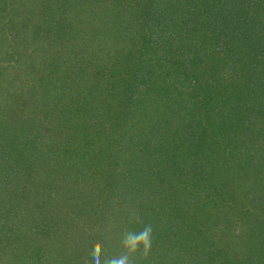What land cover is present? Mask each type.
Segmentation results:
<instances>
[{
    "label": "rangeland",
    "instance_id": "374dc122",
    "mask_svg": "<svg viewBox=\"0 0 264 264\" xmlns=\"http://www.w3.org/2000/svg\"><path fill=\"white\" fill-rule=\"evenodd\" d=\"M20 1L0 0L4 7L0 12V56L11 59L17 80L19 73L22 80L12 83L18 87L5 95L7 100L0 103V109L13 100V108L2 113L3 119L25 127L26 136L39 126L40 153L51 158L43 167L36 164L29 175H12V185L0 183L3 190L12 191L23 183L30 189L31 197L26 200L30 211L24 214L39 224L42 232H32L19 243L28 241L42 249L50 264H164L175 258L187 264L195 257L192 251L204 233L213 235L211 242L220 247V258L242 259L249 247L258 254L254 264H264V191L260 188L264 186V164L261 168L258 156L264 140V114L260 115L264 98L253 96L247 114L236 118L247 105L233 95L244 79L228 67L234 57L243 59V69L255 67L260 71L258 79H264V0H34L17 17L12 14L13 3ZM200 1L205 3L200 6ZM190 4L193 10L187 12ZM197 5L201 8L196 9ZM238 6L243 9L241 17H230L225 11L238 14ZM48 7V16L57 19L58 15L57 21H62L63 35L43 30L32 35V28L25 26L33 22L29 16L37 17ZM181 8L186 11L184 21L177 14ZM223 18L232 19L228 33ZM128 24L133 37L123 39ZM102 28L109 30H104L107 41H120V53L127 54L128 44L132 45L134 55H139L136 61L128 58L134 73H139L141 60H146L144 66L155 70V88L170 79V88L186 93L178 92L179 99L172 94L171 99L151 97L153 94L144 98L140 94L146 89L132 81L133 74L122 72L123 77L131 78L125 80L127 85L132 81L130 87H136L132 91V105L138 109L135 115L122 103L109 109L103 97L99 102L94 95L87 99L93 108L89 117L73 116L63 128L44 135L55 121L46 113L50 101L58 97L60 105L68 103L77 95L69 96L63 86L76 92L87 81L75 76L77 66L94 58L91 49L96 58L101 54L89 32ZM26 30L32 41L17 46V34ZM219 32L231 41L225 70L213 74L209 69L198 71L185 81L170 63L171 57L183 56L181 47L189 38L196 48L199 40L212 52L214 43L209 40L208 44L206 36ZM148 36L152 38L150 47L139 52L134 41ZM82 49L87 52L85 58L79 54ZM220 55L222 52L216 57ZM101 58L91 66L102 62ZM200 76L207 86L199 82L193 88H182L189 81L197 84L194 79ZM4 77L9 79L2 73L0 80ZM54 89H64L65 96L52 95ZM196 89L205 94L198 106L186 102ZM48 92L49 96H43ZM248 163L259 173L258 186L243 187L245 177H251L247 175L251 172ZM41 170L48 176H38ZM19 215L21 210L15 216L16 224Z\"/></svg>",
    "mask_w": 264,
    "mask_h": 264
},
{
    "label": "trees",
    "instance_id": "16d2710c",
    "mask_svg": "<svg viewBox=\"0 0 264 264\" xmlns=\"http://www.w3.org/2000/svg\"><path fill=\"white\" fill-rule=\"evenodd\" d=\"M192 3H194L193 0H191ZM203 1V0H202ZM208 1H217V0H208ZM262 1V0H261ZM34 2V0H21L20 2L13 3V10L12 14L15 13L17 17L25 13L30 5ZM236 1L233 2V4ZM203 4L205 2H199L197 3L198 5ZM191 5V6H190ZM186 9L187 12H189L190 9L193 10L194 5L190 4ZM197 5V8H201ZM201 6V5H200ZM233 6V5H232ZM6 9V8H5ZM50 7L46 8L45 13L40 12V15H30L29 18L32 19V23H29L25 25L27 28H32V35H39L42 30L47 31V33H52L57 36L63 35V26L61 24V20L59 22L57 19H59L57 15L56 18L51 19L48 15L50 12ZM181 8L180 12L177 13L179 14V18L184 21L186 17V11L182 10ZM240 11L238 14L231 12H228L227 10L226 13L228 15H236V17H241L243 9L240 8L239 6L237 7ZM4 10L3 5L0 2V12ZM189 15H187L188 17ZM231 17V16H230ZM246 17V16H243ZM36 18V19H35ZM133 19V18H132ZM239 19V18H237ZM181 21V22H182ZM222 21L224 22L225 29L227 33L231 31V25L229 23H232V19L227 18V20L223 18ZM183 23V22H182ZM142 28V27H139ZM52 29V30H51ZM105 32H108V29H104ZM103 28L98 30H91L89 32V36L95 39L97 42V48L100 50L101 54L99 55L98 58H96V52L91 49V53L94 54V58L91 57L90 52L88 53V56L93 59H90L87 61V64H84V66H81L78 64L77 66V72L76 77H78L79 81H82L84 79H87L85 84H81L79 86L78 90L76 88V92L70 91L67 86L65 87V90H68L69 96L70 95H77V97H74L75 100H80L79 101H74L73 100H68V103H61L59 104V101L56 97L54 101H50L49 105L46 108V113L47 116L51 117V119L55 118L54 124H52L51 121V127L49 128L46 127V130H44V135L51 134L53 132V129H61L63 128L64 124L68 119L76 115H81L89 117L91 114L89 112H92L91 110L93 109L90 106V103L87 101V99H90L89 97H93L94 95H98V100L99 102H102V97L106 103H108V108L112 109L114 104L122 103L124 105V108L126 107H131L132 108V116L135 115L136 107L132 105L134 102V92L133 89L130 87L129 83L131 84L132 81L135 80L137 84L140 83L141 86H143L146 90L143 91L140 96L142 97H149L148 95H152L151 97H166V99H171V94L174 96L178 97V92L179 94L186 93L183 90H178L179 88L172 87L170 88L168 85L171 83L170 79L166 81V84H158L157 88H155L157 82L156 79H153V73H155V70L152 67H146L144 64L147 62L146 60H141L142 66L140 69H138L139 73H134L132 71L131 67V60L128 58H132L133 61H136L139 59V55H134L133 52V47L132 45L128 44V50L127 54H122L120 53V48L121 44L120 41L116 38L112 39V41H107L109 40L107 37V34L104 32ZM133 30L131 29V24H128V30L126 31V34L123 35V39H126L127 37L132 38V32ZM28 30H26L25 34H17L19 39L16 42L17 46H20L22 43L23 44H29V41H32L31 39L28 38L27 36ZM256 30L252 33L255 35ZM73 36V35H71ZM63 37V36H61ZM91 38V39H92ZM208 39V44L211 41V43H214L212 46V52H207V48H205V45L203 42H200L199 40H196V46L193 44V41H191L192 38H189L185 41L183 44V47H181V50H184L186 52H183V56L173 55L170 59V63L172 66L175 65V67L178 69V74L180 77L184 76V80L186 81L187 77H191L192 74L195 72H200L209 69L211 70V73L213 74L214 70L217 71L218 69L220 71H224V61L226 60L228 56H226L227 51H229V46H230V37L226 36V34H223L222 32L213 34L211 33L208 36H206ZM39 38H37L38 40ZM92 40V41H93ZM106 40L107 44L104 47H100L102 45V42ZM210 40V41H209ZM63 41V39H62ZM152 41V38L150 36L144 37L143 39L135 40L133 43L134 45H138V51L139 52H144L150 47V43ZM160 41V39H158ZM100 42V43H99ZM93 43V42H92ZM100 44V45H99ZM34 46H37V44H34ZM93 48V46H92ZM96 49V48H93ZM97 49V50H98ZM98 50V51H99ZM202 52V57H200V53ZM218 52H222V55L216 57V54ZM79 54L84 57L87 55V52L85 49H82L79 51ZM84 55V56H83ZM41 57V56H40ZM102 57V58H101ZM214 57L218 58L215 64H213V59ZM85 58V57H84ZM102 59V62H98L97 64H93V67L91 64L94 62H97L98 60ZM137 58V59H136ZM198 60V62H197ZM90 61V63H88ZM83 62V60H81ZM92 62V63H91ZM228 67L233 69L234 74L239 73L242 78L244 79V84L240 83L235 89L236 94L234 93L235 98H239V101H244L246 102V109L241 110L236 116V118H240L241 116H244L248 112V102L252 100L253 102V96L254 98L257 95H260L264 98V79L262 80L261 78L258 79L257 74L260 73L258 69L255 67L249 68L248 69H243V59L241 61H238L235 59L234 60H229L228 61ZM55 64V63H54ZM127 65V66H126ZM12 64H11V59H8L6 56H0V75L3 73L4 76H7L9 79L6 80L4 77V80H0V103L3 104L4 100H7L5 98L6 94H13L16 91V88L18 86H13L12 83L16 84L14 81H19L22 82L21 79V74L19 73L18 80H17V75L13 70ZM90 67V68H88ZM85 68H88L85 70ZM135 68V67H134ZM137 70V68H135ZM176 69V71H177ZM97 70V72H96ZM130 72L133 74V79L130 81L127 85V82L125 80L131 79L130 76L129 78L123 77L121 74L122 72ZM49 72V70H47ZM121 74V75H120ZM222 76V72L220 74ZM239 75V77H240ZM103 76V77H102ZM26 75H23V79H25ZM80 77V78H79ZM42 77H38L40 79ZM164 78V77H163ZM201 78V76H200ZM196 78L194 79L197 84H191L190 81L183 84L182 88L187 87H194L202 83V86H207V81L204 79ZM165 79V78H164ZM263 81V83H262ZM246 82V84H245ZM173 85L179 87L177 83H172ZM199 84V85H200ZM155 85V86H154ZM62 87V86H61ZM139 87V86H138ZM198 87V86H197ZM48 90L50 89L49 87H46ZM240 90H239V89ZM132 89V90H131ZM243 89V90H241ZM197 91L192 95V98L187 99L186 102H189L190 105L194 104L198 106L202 101L203 95L205 96L204 92L199 93L198 89ZM33 89H31V92ZM51 92H48L44 94L43 96H49ZM85 93V94H84ZM66 92L64 89L56 91L54 89V96H59L63 97L65 96ZM201 95V96H200ZM242 95V96H239ZM81 96V97H79ZM190 97V95H188ZM187 96V97H188ZM242 97V98H240ZM101 98V99H100ZM146 98V99H147ZM161 98V97H160ZM61 99V98H59ZM95 99V98H93ZM179 99V97H178ZM96 100V99H95ZM10 100L8 103L10 104H4V107L0 109V183L5 181L6 183L4 185H9L14 182L13 179H11L12 175H15L16 173L19 174H26L29 175L32 172H34V168L37 165L41 164L45 165L46 162H48L51 158V156H46L42 152L40 153V145H41V138L39 139L40 135L37 133L39 130L36 128L35 131H31V134H28L27 136L24 135V128L22 125H19L17 123H7L3 118L4 112H8L11 108H13L14 103H11ZM170 101V100H169ZM49 101H46L48 103ZM200 102V103H199ZM184 103V99L181 100V104ZM251 104V103H250ZM26 105V104H25ZM47 105V104H45ZM44 105V106H45ZM104 107L107 106V104L103 105ZM259 106V105H258ZM18 107V105H17ZM264 107V104H260V115L264 114V110L262 109ZM8 110V111H7ZM136 111V112H137ZM259 111V108H258ZM41 113V111H40ZM39 113V114H40ZM74 117V118H75ZM125 117V116H124ZM58 118V122H57ZM60 119V120H59ZM29 120V119H28ZM31 120V119H30ZM256 139H259V137H256ZM261 140V139H260ZM262 150L260 154L258 155L260 158V167L262 168L261 163L264 164V140H262ZM54 153V151H52ZM43 155V156H42ZM45 158V162H42ZM20 160L22 162H20ZM41 160V161H40ZM258 161V159L256 160ZM40 162V163H39ZM19 164V166H16L15 164ZM39 163V164H38ZM16 167V169H15ZM253 166H251L249 163L247 164V169L248 174L251 175V177H245L246 178V184H243V187L246 185H251V186H258V181L260 178H258V171L257 169L254 170L252 169ZM259 166L256 165L255 168H258ZM263 172L262 175L264 176V167L262 168ZM14 170V171H13ZM21 170V171H20ZM15 172V173H13ZM245 173V172H244ZM47 175L45 172L38 173V176H43ZM227 177V176H226ZM5 178V180H4ZM2 184H0V263L1 264H50V262H47L46 256H44L42 249H40L37 246H33V244H29L28 241H22L19 243L21 240H25L28 235L32 232L36 233L37 230L42 232V228H39V224L36 222H32L29 216H25L27 214V210L30 207L27 206L26 200L30 198L31 193L30 189H28L27 184L23 183L21 187L16 186L17 189L12 188L13 190L10 191V189H2L1 188ZM19 187V188H18ZM21 188V189H20ZM260 188H263L264 191V186H261ZM9 191L10 193H8ZM12 193V194H11ZM5 194V198H3V195ZM18 210H21V216L19 215L18 217V224L15 223L16 219V214ZM26 212V213H25ZM25 213V214H24ZM22 217L26 218L24 222L22 221ZM249 221V220H248ZM247 224V222H245ZM248 225V224H247ZM14 227L18 228V232L16 233L14 231ZM35 229V230H34ZM48 229L46 230V233ZM213 235L209 234H204L201 236V238H198V243L196 244L198 247H195L192 251V256H195L193 260H189L187 264H226L227 261H229L230 264H247L246 261H251L253 264L257 263V261L253 260L255 259L256 254L255 249H251L249 247L245 248L243 251V258L237 260L236 258H229L228 256H224L223 258H220L221 256V250L220 247L217 246L213 241L211 242ZM116 243V242H115ZM24 244V246H22ZM212 245V247L210 246ZM24 247V249H22ZM218 247V248H217ZM167 257L165 255L164 259ZM175 258V257H174ZM164 264H182L181 261H177L176 258L174 261H171V259L168 262H165Z\"/></svg>",
    "mask_w": 264,
    "mask_h": 264
}]
</instances>
